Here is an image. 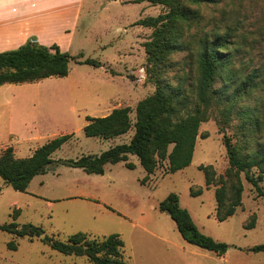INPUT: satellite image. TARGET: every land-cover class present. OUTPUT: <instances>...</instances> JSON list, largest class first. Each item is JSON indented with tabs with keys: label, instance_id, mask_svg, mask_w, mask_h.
<instances>
[{
	"label": "rangeland",
	"instance_id": "374dc122",
	"mask_svg": "<svg viewBox=\"0 0 264 264\" xmlns=\"http://www.w3.org/2000/svg\"><path fill=\"white\" fill-rule=\"evenodd\" d=\"M107 1L111 0L94 3ZM192 9L198 11L199 18L191 27L183 28L179 43L195 51L198 39L204 35L232 28V65L241 74L238 77L251 70L258 71L256 87L237 106L240 110L250 109L251 118L258 119L262 129L250 130L242 138L236 133L240 120L235 116L222 125L223 129L211 118L199 125L190 164L181 171L167 173V162H160L144 185L140 181L145 172L135 156H128L127 160L134 165L133 169H127L123 162L107 164L102 175H88L81 169L53 164L49 172L33 178L23 193L13 190L0 178V224L16 218L18 226H38L45 235L60 241L77 233H85L91 240L118 235L124 244L123 258L131 264H264V252L248 251L264 244V201L257 197L242 173L241 207L232 217L217 222L215 188L206 186L200 170V167H212L216 179L225 174L228 161L222 143L224 136L231 141H253L252 145L264 143V0H221L216 6ZM108 11L112 14L103 26V17L84 18L85 23L94 21V26L98 22L91 33L89 25L84 26L85 32L51 36L59 50L74 59L66 77L34 84H7L0 89V105L9 94L15 93L32 94L34 100L17 117L20 122V118L26 120L35 113L40 133L32 141L38 142L19 148L15 158H27L28 148L37 149L66 134L72 137L52 154L54 162L99 155L129 142L133 126L126 134L111 139L85 137V117L99 118L113 109L128 107L129 118L132 124L135 122L137 103L156 87L148 73V55L143 46L151 41L154 29L135 23L157 17L168 9L122 0V5L105 6L103 15ZM79 55L100 62L101 67L78 64L76 60L82 61ZM169 65L164 79L177 85L178 78L184 76L185 88L191 93L197 73L195 56L188 51L177 52L170 56ZM8 111L0 108V141H11L7 134ZM250 175L259 179L258 186L264 189V175L256 168ZM190 188L201 189L202 194L192 197ZM170 193L178 196L180 206L188 211L200 232L228 245L223 256L185 242L170 218L158 211L159 202ZM251 225L253 228L246 229ZM40 240V237L17 238L0 231V264H91L85 257L60 254ZM9 242L14 243L15 251L8 249Z\"/></svg>",
	"mask_w": 264,
	"mask_h": 264
},
{
	"label": "trees",
	"instance_id": "16d2710c",
	"mask_svg": "<svg viewBox=\"0 0 264 264\" xmlns=\"http://www.w3.org/2000/svg\"><path fill=\"white\" fill-rule=\"evenodd\" d=\"M132 3H149L168 9L164 14L139 20L135 25L154 29L151 41L143 44L148 55L150 78L155 81L154 92L140 100L135 108V122L132 124L128 107L113 109L109 114L94 118L85 117L83 134L87 138L111 139L126 134L132 126L134 133L128 143L109 148L99 155L81 156L75 160L54 162L51 156L67 143L72 134L60 135L34 150L31 156L23 159L14 157L13 149L7 147L0 152V178L18 192H26L30 182L39 175L49 172L53 164L81 169L88 175H102L107 164L125 163L127 169L134 165L127 162L128 156H135L148 181L160 162H167V173H175L186 168L193 157L199 125L211 118L223 124L232 116L240 120L236 133L242 138L250 130H261L258 119L251 118L250 109H239L238 101L249 95L256 87L257 69L246 72L242 77L232 65V28L225 27L223 33L213 31L210 36L198 39L195 51H190L185 43H179L183 28H189L199 18L202 6H216L221 0H131ZM189 5V6H185ZM191 8V9H190ZM190 52L195 56L196 78L191 93L185 88L186 78H178L177 85H171L163 77L170 67L169 58L177 52ZM82 56L79 55L78 58ZM76 58V59H78ZM74 60L68 53L61 52L57 45L43 46L34 38L11 51L0 52V87L5 84H34L48 78L66 77L69 64ZM78 64L95 68L101 63L93 59L76 60ZM184 114L181 115V112ZM242 121V122H241ZM253 141H231L223 137V147L228 161V169L216 179L212 167L203 170L206 186H213L215 218L224 222L241 207L243 186L240 175L255 189L257 197L264 201V189L258 186L259 179L250 175L256 168L264 175V143L252 145ZM261 144V145H258ZM257 147V148H256ZM254 148V149H253ZM1 192V188H0ZM201 189L190 188V195L197 197ZM158 211L166 214L174 223L181 238L199 249L223 256L228 245L204 235L194 225L188 211L180 206L178 196L170 193L159 202ZM13 219L0 224V231L17 238H41V242L52 250L74 257H85L91 264H131L124 260V244L118 235L101 239H89L85 233L69 236L60 241L47 236L42 228L31 224L18 226ZM249 226L246 229H251ZM8 249L15 251L14 243ZM253 253L264 252V244L250 248Z\"/></svg>",
	"mask_w": 264,
	"mask_h": 264
},
{
	"label": "crops",
	"instance_id": "0c3cea01",
	"mask_svg": "<svg viewBox=\"0 0 264 264\" xmlns=\"http://www.w3.org/2000/svg\"><path fill=\"white\" fill-rule=\"evenodd\" d=\"M94 1L0 0V52L15 50L31 38H34L39 44L51 46L55 41L51 38L52 35L70 36L74 33L85 32L84 26L90 25L88 31L91 33L98 22L96 21V26H94V21L85 23L84 18L89 17L90 20H93L97 16L103 17L105 18L101 21L103 26L104 23H107L105 21L110 20L112 14L111 11H108L107 15H103L104 7L115 4L122 5V0L100 2L98 5H95ZM80 59L84 60L82 57ZM3 101L0 108L9 109L7 134L11 141H0V152L11 147L15 157L19 148L29 147L38 142L32 141L37 139L40 133L35 113L27 116L26 120L20 118V122L17 117V113L25 110V107L31 102L33 103L34 100L32 94L15 93V95L9 94L8 98ZM17 139L23 141H17ZM35 149L34 147L28 148V157Z\"/></svg>",
	"mask_w": 264,
	"mask_h": 264
},
{
	"label": "water",
	"instance_id": "95a60500",
	"mask_svg": "<svg viewBox=\"0 0 264 264\" xmlns=\"http://www.w3.org/2000/svg\"><path fill=\"white\" fill-rule=\"evenodd\" d=\"M40 238H43L42 236H40Z\"/></svg>",
	"mask_w": 264,
	"mask_h": 264
}]
</instances>
